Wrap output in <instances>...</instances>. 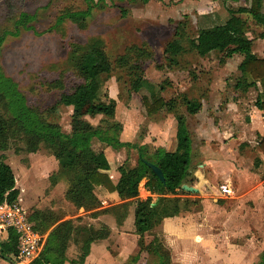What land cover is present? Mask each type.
<instances>
[{
	"label": "rangeland",
	"instance_id": "1",
	"mask_svg": "<svg viewBox=\"0 0 264 264\" xmlns=\"http://www.w3.org/2000/svg\"><path fill=\"white\" fill-rule=\"evenodd\" d=\"M245 6L244 2L224 0H150L148 3L143 0H0V37H5L0 48V74L18 86L30 108L47 122L59 125L63 133H71L72 110L57 106L64 90L72 91L82 84L70 66L71 45L100 40L113 61L129 50L142 51L145 78L155 85L160 97L180 99L176 114L186 119L194 167L209 161L205 155L209 157L212 151H221L220 172L225 166V171L232 172L238 181L240 178L248 181L250 176L257 175L264 179V156L259 147L264 135V117L257 108L262 90L260 87L237 89L242 80L239 66L243 57L234 56L223 63L218 53L202 58L187 48V52L170 63L164 54L168 44L179 37L195 39L201 30L225 23L231 9ZM87 10L90 15L83 29L70 19L57 25L62 15ZM23 13L35 16L29 24L32 30L21 29L16 33L15 25ZM243 18L247 22L248 37L254 42V54L264 59V29L250 17ZM6 32L14 35L5 36ZM183 45L186 47L185 41ZM105 81L103 93L108 94L105 100L116 102V115L112 119L87 117L90 125L122 143L139 146L145 143L152 152L160 149L163 141L171 145L177 127L175 113L160 111L148 115L142 99L149 92H131L129 79L122 71L106 76ZM57 83H62L65 89L55 88ZM184 96L202 105L197 115L186 111L181 103ZM93 142L96 150L107 146L98 139ZM120 153L123 155L120 163L138 157L136 149L123 148ZM0 157L16 175L21 208L52 213L76 225H92L88 219L81 218L82 222H78L79 210L65 199L68 182L59 175V163L46 146L41 145L38 152L30 153L25 142L14 140L7 151H0ZM209 159L212 164L206 162L200 168L211 174L214 159ZM222 177L217 186L225 181ZM232 185L236 198L244 195L238 185ZM254 201L250 194L238 206V218L245 224L257 218L253 213L260 212ZM117 209L100 215L119 211L122 215L123 210ZM259 232L247 225L239 238L235 232L230 233V239L255 241V259L257 252L264 248V226ZM81 255L80 245L72 243L68 262L77 264ZM0 264L10 263L0 259Z\"/></svg>",
	"mask_w": 264,
	"mask_h": 264
},
{
	"label": "trees",
	"instance_id": "2",
	"mask_svg": "<svg viewBox=\"0 0 264 264\" xmlns=\"http://www.w3.org/2000/svg\"><path fill=\"white\" fill-rule=\"evenodd\" d=\"M143 1L148 3L150 0ZM224 1L244 2L246 6L231 9L225 23L201 30L195 39H184V36H181L174 40L168 44L164 53L165 58L174 63L179 55L187 52V48L202 58L211 53H218L223 63L234 56H242L243 61L239 66L242 80L237 89L261 88L257 108L264 117V59L254 54V42L248 37L247 22L243 18L250 17L264 29V0ZM89 15V10L67 13L59 17L57 25L60 26L66 19H70L83 29ZM34 18L35 16L30 13L21 14L15 25L16 33L21 29L32 30L29 24ZM4 35L14 34L6 32ZM183 41L187 44L186 47ZM4 42L5 37H0V48ZM71 49L70 66L82 84L72 91H65L62 83L54 85L55 88L64 90L57 106L72 110L71 133H63L59 125L47 122L30 108L18 86L0 74V151H7L14 140L25 142L30 153L38 152L41 145L46 146L59 163V175L68 182L65 199L69 203L78 210L93 212L101 207L97 188H105L111 193L117 192L120 199L125 202L116 207L117 210H123L122 215L120 211L116 213L119 221L122 223L126 220L129 209L135 205L136 230L137 234L143 237L159 226L165 218L174 217L181 210V200L169 197L178 195L179 189L187 181L192 164V139L186 119L176 114L180 99L165 100L160 97L155 85L145 78L142 51L129 50L113 61L100 40H91L84 45L73 44ZM115 71L125 73L129 79L131 92L136 94L143 90L149 92V95L142 99L148 115L152 116L160 111L176 114L175 136L178 142L176 152L170 153L165 149L152 152L146 145L122 143L118 138L106 136L89 124L87 117L103 116L112 119L116 115V102L114 100L106 102L108 94L103 93L106 76ZM160 89L163 90V87ZM181 101L190 115H197L202 109L199 102L185 96ZM57 106L52 112L58 108ZM8 113H11L10 116ZM94 139L117 150L136 149L139 160L135 165L125 163L120 166L118 178L114 180L112 166L106 155L93 149ZM259 147L264 156V136L260 139ZM147 163L154 164L163 171L165 184L154 175ZM144 180H147L146 189L159 196L155 204L152 199L146 201L140 199L139 188ZM19 198L16 175L12 167L0 157V207L4 204L19 205ZM103 212L105 211L92 214L96 217ZM27 217L36 232L42 235L49 233L40 258L30 264H66L67 253L72 243L81 247L82 255L77 264H84L90 255L91 245L110 236V231L105 226L96 230L94 227L76 225L72 220L62 221L52 213L35 209L27 210ZM78 222L81 223L82 219L79 218ZM158 247L153 243L149 250L157 254ZM19 253V237L11 231L7 239L0 241V259L16 264ZM73 263L76 264L75 261ZM159 264H171L169 255L160 253ZM258 264H264V253Z\"/></svg>",
	"mask_w": 264,
	"mask_h": 264
},
{
	"label": "crops",
	"instance_id": "3",
	"mask_svg": "<svg viewBox=\"0 0 264 264\" xmlns=\"http://www.w3.org/2000/svg\"><path fill=\"white\" fill-rule=\"evenodd\" d=\"M170 144L163 141L160 149L170 153L176 152L178 142L175 134L174 141ZM144 145L146 144L143 143L140 146ZM92 146L96 152L104 153L108 158L114 180L118 178L120 166L125 163L135 165L139 160L138 153V157L126 159L120 163L123 156L120 151L123 148L116 149L115 151L118 152L116 153L109 146L102 147L100 150L94 148V142ZM193 154L186 183L179 189L177 196H169L181 200L180 212L174 217L165 218L159 226L143 237L137 234L135 205L131 206L126 220L122 223L116 214L105 213V215L93 216L92 213L111 210L125 203L117 192L111 193L102 187L96 189L101 207L93 212L80 209L77 217L88 219L92 224L89 226H93L96 230L102 228V224L106 225L110 236L91 245L90 255L84 264H153L155 262L159 264L160 253L168 254L171 264H258L260 262L264 248L257 252V258L254 259L257 248L255 241L243 242L240 239L233 241L230 239V233L237 232V238H239V233L245 231L247 225L253 226L254 231L258 230L261 233L264 226V179L257 175L250 176L248 181L241 178L238 181L237 177H232V172L225 171V166L222 168L224 171L220 172L218 165L223 164L221 151H212L209 157L208 154L205 155L209 160L206 162L212 161L209 158L214 159L211 174L207 173L208 170L200 168L204 167L206 162L194 167ZM230 165L237 168L232 163ZM222 175L225 181L217 186ZM146 183L147 180H144L141 183L142 187L139 188L140 199L142 201L152 199L155 204L159 196L150 193L146 189ZM234 183L238 185L241 193L245 192L243 196L235 197L236 191L232 185ZM221 185L231 188L233 195L226 196L222 193ZM185 187L189 190L184 189ZM250 194L254 196L255 207L260 212L253 213L257 218L245 224L238 218L237 209ZM48 235L49 233L42 235L45 237V243ZM153 243L157 247L159 245L157 254L149 250V246ZM67 264L70 263L67 262Z\"/></svg>",
	"mask_w": 264,
	"mask_h": 264
},
{
	"label": "built area",
	"instance_id": "4",
	"mask_svg": "<svg viewBox=\"0 0 264 264\" xmlns=\"http://www.w3.org/2000/svg\"><path fill=\"white\" fill-rule=\"evenodd\" d=\"M220 190L226 196L233 195V190L226 185H221ZM11 231L19 237L20 253L16 264H30L40 258L45 237L34 230L26 209L19 205L4 204L0 207V241L7 239Z\"/></svg>",
	"mask_w": 264,
	"mask_h": 264
},
{
	"label": "water",
	"instance_id": "5",
	"mask_svg": "<svg viewBox=\"0 0 264 264\" xmlns=\"http://www.w3.org/2000/svg\"><path fill=\"white\" fill-rule=\"evenodd\" d=\"M147 166L153 171L154 175L163 183L165 184L166 181H165V176H164V173L163 171L157 167L156 165L154 164H151V163H147ZM184 189H187L189 190L187 187H185ZM190 190H193V189H190Z\"/></svg>",
	"mask_w": 264,
	"mask_h": 264
}]
</instances>
